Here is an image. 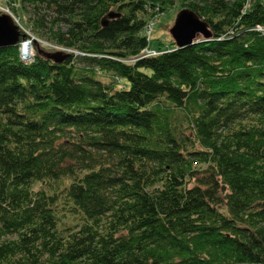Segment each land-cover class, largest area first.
<instances>
[{"label":"trees","instance_id":"obj_1","mask_svg":"<svg viewBox=\"0 0 264 264\" xmlns=\"http://www.w3.org/2000/svg\"><path fill=\"white\" fill-rule=\"evenodd\" d=\"M173 3L4 0L72 51L0 47V264H264V4Z\"/></svg>","mask_w":264,"mask_h":264},{"label":"rangeland","instance_id":"obj_2","mask_svg":"<svg viewBox=\"0 0 264 264\" xmlns=\"http://www.w3.org/2000/svg\"><path fill=\"white\" fill-rule=\"evenodd\" d=\"M253 2H261L264 4V0H252ZM4 4V0H0V10L2 11L3 14H7L11 17V19L13 20L14 24L17 25L19 31H23L24 34L26 35H32L29 39H23L22 42H20L19 45V49L20 51H22L23 48V44L26 43V41H29V44L27 43V45L29 46L28 51L26 50L25 54L27 56L26 61H28L30 58H32V56L35 55L36 52V47L34 45V41L35 43H37V45H42L43 47H47L49 50H53L54 52L57 51H63L66 53H70L72 50L64 48L62 46H59L53 42H49L48 40H45L41 37L38 36H34L31 32L30 34V30L28 29L27 25H26V20H27V15L22 13L21 11H19L18 13H13L14 15H10L9 10L7 9L6 6L3 5ZM9 8V7H8ZM181 8V0H174V3L170 6H168L164 12L158 14L153 20L150 21V26L149 28H145V34L148 37V40L150 42V46L152 48H157V42L158 41H162L164 44H169L170 40L172 39V36L170 34V29L173 26L176 16L178 14V12L180 11ZM22 34V33H21ZM24 37V36H23ZM168 46H166L167 48ZM150 54H156L157 51L154 50H148L147 51ZM73 53H77V51H74ZM98 77H100L102 79V81L105 82H109L111 80L110 76H103L101 74H98ZM124 82H126L124 80ZM118 86H122V81L121 83H119Z\"/></svg>","mask_w":264,"mask_h":264},{"label":"water","instance_id":"obj_3","mask_svg":"<svg viewBox=\"0 0 264 264\" xmlns=\"http://www.w3.org/2000/svg\"><path fill=\"white\" fill-rule=\"evenodd\" d=\"M170 34L176 47L190 45L199 36H210L206 22L188 8L180 9ZM23 36L9 15L0 14V47L15 45ZM26 43L29 44V41Z\"/></svg>","mask_w":264,"mask_h":264},{"label":"built area","instance_id":"obj_4","mask_svg":"<svg viewBox=\"0 0 264 264\" xmlns=\"http://www.w3.org/2000/svg\"><path fill=\"white\" fill-rule=\"evenodd\" d=\"M8 9V8H7ZM9 10V9H8ZM9 13H10V15L12 16L13 14H12V12L9 10ZM14 16V15H13ZM149 28V27H148ZM19 51H20V49H19ZM20 55H21V57H22V59L23 60H26L27 59V56H26V54L23 52V49H22V51H20Z\"/></svg>","mask_w":264,"mask_h":264},{"label":"bare ground","instance_id":"obj_5","mask_svg":"<svg viewBox=\"0 0 264 264\" xmlns=\"http://www.w3.org/2000/svg\"><path fill=\"white\" fill-rule=\"evenodd\" d=\"M8 8V7H7ZM9 9V8H8ZM198 38V37H197ZM34 44H35V41H34ZM16 45H18V44H16ZM23 52L25 53L26 52V50L28 51V49H29V46L27 45V43H24L23 44Z\"/></svg>","mask_w":264,"mask_h":264}]
</instances>
